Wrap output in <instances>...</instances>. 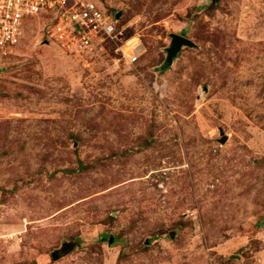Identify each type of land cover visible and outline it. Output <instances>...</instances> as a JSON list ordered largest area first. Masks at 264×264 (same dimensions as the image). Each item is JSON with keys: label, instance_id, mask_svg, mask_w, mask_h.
<instances>
[{"label": "rangeland", "instance_id": "1", "mask_svg": "<svg viewBox=\"0 0 264 264\" xmlns=\"http://www.w3.org/2000/svg\"><path fill=\"white\" fill-rule=\"evenodd\" d=\"M90 1L117 46L0 52V264H264V0Z\"/></svg>", "mask_w": 264, "mask_h": 264}, {"label": "built area", "instance_id": "2", "mask_svg": "<svg viewBox=\"0 0 264 264\" xmlns=\"http://www.w3.org/2000/svg\"><path fill=\"white\" fill-rule=\"evenodd\" d=\"M42 13L55 16L51 37L74 51L103 45L117 46L122 31L116 14L90 0H0V52L16 44L28 18ZM129 64L137 57L117 48Z\"/></svg>", "mask_w": 264, "mask_h": 264}, {"label": "water", "instance_id": "3", "mask_svg": "<svg viewBox=\"0 0 264 264\" xmlns=\"http://www.w3.org/2000/svg\"><path fill=\"white\" fill-rule=\"evenodd\" d=\"M120 17V13L116 15V18ZM172 43H171V48L168 50V58H167V66H169L173 59L177 56V54L181 51L183 47H188L192 48L194 47V44L191 43L189 40L177 36V35H172L171 36ZM112 242V240H111ZM58 255L53 254V260H57Z\"/></svg>", "mask_w": 264, "mask_h": 264}, {"label": "trees", "instance_id": "4", "mask_svg": "<svg viewBox=\"0 0 264 264\" xmlns=\"http://www.w3.org/2000/svg\"><path fill=\"white\" fill-rule=\"evenodd\" d=\"M110 12V11H109ZM110 13H112V12H110ZM114 14V13H113Z\"/></svg>", "mask_w": 264, "mask_h": 264}]
</instances>
